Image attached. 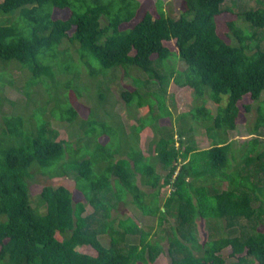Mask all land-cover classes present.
<instances>
[{
	"label": "trees",
	"instance_id": "16d2710c",
	"mask_svg": "<svg viewBox=\"0 0 264 264\" xmlns=\"http://www.w3.org/2000/svg\"><path fill=\"white\" fill-rule=\"evenodd\" d=\"M227 1L184 0L173 17L159 0L157 16L146 11L128 27L123 25L137 17L140 0L0 1V62H15L25 71L28 95L11 114L3 111L0 121V264H153L166 244L171 264H226L227 247L232 264H264V2L237 11ZM56 8L69 9V16L54 17ZM226 12L235 15L227 21L231 41L218 31V17ZM173 56L186 66L170 68ZM96 60L98 74L123 67L146 75L130 72L135 87L122 91L130 110L148 107L132 126L138 143L141 129H158L162 117L172 118L165 107L168 80L191 87L195 105L177 117V137L172 132L161 138L156 153H145L133 139L129 150L99 140L104 134L111 138L104 122L106 112L115 118L111 109H92L90 117L79 119L69 99L71 90L76 94L71 81L82 67L95 75ZM3 74L0 112L11 101ZM114 79L111 74L97 88ZM100 93L97 103H104ZM242 108L256 114L246 122L252 137L238 159L230 133ZM47 111L71 123L80 120L91 135H78L79 147L73 148L49 127ZM195 126L205 128L208 147L198 148L191 137ZM83 140L88 150L81 149ZM67 151L72 158L64 161ZM37 172L74 175L82 199L68 186L46 184L34 204L30 185ZM225 180L222 189L218 183ZM129 195L157 225L147 229L140 217L113 214ZM88 205L92 211L84 214ZM199 219L208 227L205 240Z\"/></svg>",
	"mask_w": 264,
	"mask_h": 264
},
{
	"label": "rangeland",
	"instance_id": "374dc122",
	"mask_svg": "<svg viewBox=\"0 0 264 264\" xmlns=\"http://www.w3.org/2000/svg\"><path fill=\"white\" fill-rule=\"evenodd\" d=\"M1 1V0H0ZM159 0H140L141 7L138 11L137 17L129 22L125 23L123 27L133 26L137 21H139L144 13L146 11H151L155 16L158 15V4ZM162 2V6L165 9L167 14L172 15L173 17H178L180 15L181 10L184 8V0H160ZM261 2H264V0H261ZM258 0H228L225 4L231 5L235 8V10H243L248 7H257L260 6L262 3ZM70 14L69 9H58L56 8L54 10V17H61L66 18ZM3 15L0 14V24L2 22ZM235 15L232 13H223L218 17V31L227 41H231V39L227 36L228 26L227 21L229 19L234 18ZM242 22V21H240ZM233 41V40H232ZM173 50L177 51V48L175 46V41H169L166 42ZM68 43H63L61 47H67ZM77 44H72L70 48L72 49L75 58L78 57V53L76 50ZM78 59V58H77ZM170 68L171 66H174L176 69L181 70L183 69L186 64L185 62L177 57L173 56L169 60ZM95 67V70L97 73L93 76H91L88 71L85 69V67H82V71L78 74V78L71 81V85L75 88L76 94L81 92V95H76L74 91H70L69 99L72 103V105L75 107V109L78 111L79 119H87L90 117L92 109H95L97 111H105L107 109H111V112L115 115V118L111 117V115H108L107 112L105 113V120L109 121L110 124H108L106 121H104L107 126L109 133L111 132V138L109 139V135L104 134L99 137V140L106 142L108 140L111 144V147L113 145H120L122 147V150L125 148V150H129L130 146L133 145L132 141L134 140L136 146H140L143 148L145 153H156L158 141L163 138L169 136L172 132L177 137V129L181 122V120H178V116L184 112L189 111L193 106L195 105V98L194 93L191 87L189 86H180L176 83L175 79H169L167 83V91H166V99H165V107H168L172 112V118L169 116L162 117L158 121L159 128L155 129L153 125L146 126L143 130L141 129L139 136H140V142L138 143V137L136 135H131L133 131V125H138V117L143 116L148 111V107H142L136 111L130 110L129 107L126 105L125 99L122 96V91L125 89H133L135 87V83L130 76V72L132 74H136L137 76H145L146 75L134 68H130L129 70H125L123 67H119L116 70L106 72L107 74L101 73L98 74L100 70V64L96 60L93 64ZM0 71L3 72L4 81H6L4 85V92L6 97L13 101L14 103H11V101H4L2 104V110L0 112V121L2 119L3 111L4 113L11 114L12 111H15L16 107L24 104L25 101L28 99V95L25 92V85L27 80V74L25 71H23L17 63L11 62H0ZM114 74L115 79L113 81L109 80L107 86L106 84H103L102 86L97 88L98 82H102V80L106 83L105 80L110 78V75ZM61 75V74H60ZM98 75V76H97ZM61 78H67V75H61ZM2 80V81H3ZM109 87V90H108ZM37 88V86H36ZM96 89V90H95ZM98 89V93L102 91L105 95V101L104 103H97V97L95 95L96 91ZM43 91V90H42ZM44 93V92H42ZM40 93L38 95V98L43 100V95ZM109 94V97L108 95ZM46 94L44 93V97ZM109 98V99H108ZM209 105H211L212 109L216 112L217 105L213 103V101L209 100L207 102ZM106 105V107H102ZM101 108V110H100ZM156 111H158V108H156ZM61 110L59 109V113ZM104 114V113H103ZM256 111H252L250 114H246V112L241 110L239 118L237 120L238 126L235 130H233L230 135L231 138L235 140L234 148H236L235 156L240 159L242 156V153H244L245 149V143L247 140H249L252 135L249 134V131L246 126V122H251L255 119ZM47 118H48V125L50 128H54L58 131V138L65 139L69 142H71L73 148H78L79 143L77 141L78 135L84 134V137L90 136L91 133L87 132L86 128H82L80 126V120H75L73 123L66 119H59L54 116H52L47 111ZM98 130H100L102 127H100L102 124L98 123ZM90 126H88L89 128ZM172 129V131H170ZM137 131V130H136ZM113 133V135H112ZM136 134V133H135ZM192 138H194L196 145L198 148H206L210 144V140L208 135L205 132V128L202 126H195V129L191 132ZM264 140V135L261 137ZM133 139V140H132ZM89 143H85V141H82L81 149L83 151L89 149ZM179 143H177L178 145ZM117 157H125V154H118ZM72 158V154L70 151L66 152V156L64 158V161H68ZM237 161V160H236ZM233 167L235 165V161L232 162ZM159 170L163 172L162 167H159ZM140 183V181H139ZM46 184H52L54 186L59 185H65L69 188L73 189L77 195V199H82V196L78 190L77 186V180L74 175L67 176V175H58L54 177H50L47 174H43L40 172H37L35 174L34 179L31 181L30 190L32 194V198L34 201V204H37L38 202V195L43 189V186ZM141 184V183H140ZM219 186L223 189L228 186V182L222 181V184L218 183ZM170 189L169 188H163V195L169 194ZM92 211V206L88 205L86 208V211L84 214H87ZM113 214L116 217H127L129 215L140 217L142 225H144L147 229L150 225H157L156 217L153 216H145L140 208L134 204L132 201V196L129 195L128 198L121 202L118 206V208L113 210ZM200 228L201 233L203 235V240L208 237V227L205 225V221L202 219L200 220ZM168 223V222H167ZM102 240L104 244H109V236L103 235ZM78 249L80 251H83L85 253H89L92 255H96V250L93 249L91 246H79ZM231 250V247H227L223 252V255L226 258V264H232L235 259L229 257V251ZM153 264H171L170 257L168 255L167 251V244L165 246V250L158 256V258L153 262Z\"/></svg>",
	"mask_w": 264,
	"mask_h": 264
}]
</instances>
